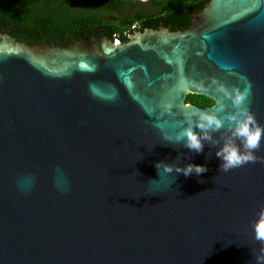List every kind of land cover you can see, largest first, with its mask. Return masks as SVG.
<instances>
[{"label": "water", "instance_id": "1", "mask_svg": "<svg viewBox=\"0 0 264 264\" xmlns=\"http://www.w3.org/2000/svg\"><path fill=\"white\" fill-rule=\"evenodd\" d=\"M247 84L264 126V0H209L186 30L126 42L0 33V264H254L264 140L228 172L215 156L232 112L219 89ZM192 110L224 121L199 154L163 138ZM156 162L207 171L158 175Z\"/></svg>", "mask_w": 264, "mask_h": 264}, {"label": "trees", "instance_id": "2", "mask_svg": "<svg viewBox=\"0 0 264 264\" xmlns=\"http://www.w3.org/2000/svg\"><path fill=\"white\" fill-rule=\"evenodd\" d=\"M209 0H0V33L31 44L61 46L83 39L127 41L145 27L183 31ZM144 7V8H143ZM200 108L213 102L188 95Z\"/></svg>", "mask_w": 264, "mask_h": 264}, {"label": "clouds", "instance_id": "3", "mask_svg": "<svg viewBox=\"0 0 264 264\" xmlns=\"http://www.w3.org/2000/svg\"><path fill=\"white\" fill-rule=\"evenodd\" d=\"M251 85L247 84L243 91L233 88L231 93L223 87L219 90L230 100L232 112L227 115V137H222L223 143L217 148L215 156L220 160L219 170L228 172L231 169L239 168L248 163H255L260 158L256 155L264 140V126H261L255 119L254 114L250 111L246 101L250 93ZM193 115H197L196 110L185 112L184 124L174 134L163 135L164 140L173 144L182 143L185 148L199 154L203 150V142L211 141L213 144L218 143L213 140L212 132H218L224 127V121L216 115L208 112H199L195 120ZM194 129H198L196 131ZM155 168L157 174L161 172L171 174L182 173L185 177L197 175L207 171L204 165L188 163L183 167L156 162ZM62 179L58 182V187L65 190L67 183L63 174ZM153 182V181H149ZM253 239L257 241L260 247L253 253L254 264H264V206L257 213V218L252 222Z\"/></svg>", "mask_w": 264, "mask_h": 264}, {"label": "flooded vegetation", "instance_id": "4", "mask_svg": "<svg viewBox=\"0 0 264 264\" xmlns=\"http://www.w3.org/2000/svg\"><path fill=\"white\" fill-rule=\"evenodd\" d=\"M145 28H147V27H145ZM145 28H144V29H145ZM142 31H143V30H142ZM134 32H136V31H134ZM134 32H133V33H134ZM131 34H132V33H131ZM43 43H45V42H43ZM46 43H47V42H46ZM54 44H55V43H54ZM56 45H59V44H56ZM187 97H188V96H187ZM187 97H186V99H185V102H186L187 104H190V105H192V106H195V107L200 108V107L197 106L196 104H193V103L188 102V101H187ZM212 105H213V104H212ZM212 105H211V106H212ZM209 107H210V106H209ZM207 108H208V107H206V108H201V109H207Z\"/></svg>", "mask_w": 264, "mask_h": 264}, {"label": "rangeland", "instance_id": "5", "mask_svg": "<svg viewBox=\"0 0 264 264\" xmlns=\"http://www.w3.org/2000/svg\"><path fill=\"white\" fill-rule=\"evenodd\" d=\"M140 2H143V3H145L147 0H139ZM144 8V7H143ZM81 42V41H80Z\"/></svg>", "mask_w": 264, "mask_h": 264}]
</instances>
